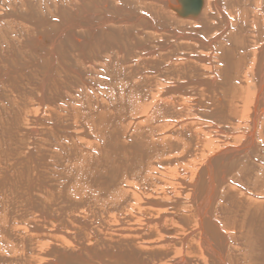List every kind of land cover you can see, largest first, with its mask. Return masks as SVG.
Listing matches in <instances>:
<instances>
[{
	"label": "bare ground",
	"instance_id": "bare-ground-1",
	"mask_svg": "<svg viewBox=\"0 0 264 264\" xmlns=\"http://www.w3.org/2000/svg\"><path fill=\"white\" fill-rule=\"evenodd\" d=\"M0 264H264V0H0Z\"/></svg>",
	"mask_w": 264,
	"mask_h": 264
},
{
	"label": "water",
	"instance_id": "water-1",
	"mask_svg": "<svg viewBox=\"0 0 264 264\" xmlns=\"http://www.w3.org/2000/svg\"><path fill=\"white\" fill-rule=\"evenodd\" d=\"M189 8V5L187 4L186 5V7H185V9H186V11L185 12H183V14H197L198 12H195V11H193V12H191V11H187V9ZM197 11V10H196Z\"/></svg>",
	"mask_w": 264,
	"mask_h": 264
}]
</instances>
